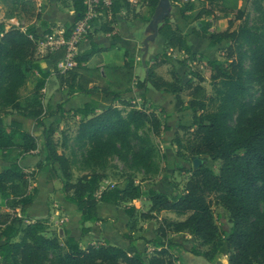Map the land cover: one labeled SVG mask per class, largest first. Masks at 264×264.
I'll return each mask as SVG.
<instances>
[{
  "label": "trees",
  "instance_id": "trees-1",
  "mask_svg": "<svg viewBox=\"0 0 264 264\" xmlns=\"http://www.w3.org/2000/svg\"><path fill=\"white\" fill-rule=\"evenodd\" d=\"M0 1L6 20L32 24L25 29L21 24L11 25L7 30L0 25V160L14 157L7 166L0 167V264H187L173 255L177 245L174 240L162 241L168 232L195 239L197 244L189 252L209 264L222 257H226L227 264H264V0H247L254 15L251 21L250 12L216 5L217 0H171L179 6L184 20L195 10L196 1L205 3L195 19L206 21L191 27L190 35L208 41L210 48L229 41L225 61L213 59L206 63L211 94L200 85L203 79L198 74L194 76L199 83L187 81L185 85L175 72L171 74L172 81L157 75L156 70L169 61L167 50L195 58L186 35L166 16L157 30L165 49L150 65L145 64L146 78L131 87L134 62L124 53L123 66L108 67L106 86L99 69L86 67L102 48L90 41L89 50L75 57L76 66L60 73L57 65L64 59L63 48L38 56V44L52 34V28L41 21L35 0ZM70 1L74 21L65 27L64 39L69 38L85 12L83 0ZM159 1L144 0L152 13ZM131 6L127 0H112L110 19L99 30L112 33V20ZM218 12L234 17L227 21L225 30L210 32L212 18ZM35 22L45 29L41 35L33 26ZM235 22L239 25L231 31ZM43 61L51 63L50 71L43 70ZM51 75L69 93L89 98V102L68 111L78 120L74 146L80 152V162L73 151L69 157L65 155L66 137L61 142L55 139L59 122L67 115L63 103L54 108L42 104V91ZM29 81L34 87L22 96ZM149 87L173 96L176 107L185 105L191 112L190 126H179L183 133H175L172 138L176 156L189 158L191 163L194 158L206 156L218 163L217 172L204 165L191 170L181 166L190 175L177 195L168 196L154 189L144 192L133 177H128L123 187L101 189L113 159L145 177L158 172L157 147L146 131L158 137L168 129L167 125L163 126L155 113L136 109L131 98L125 99L134 88L144 94ZM185 90H189L186 103L180 98ZM100 105L104 108L99 109ZM52 118L56 119L45 126L44 120ZM26 121L42 129L43 139V161L29 173L18 163L37 149L36 137L24 129ZM77 164L84 174L73 181L72 168ZM41 171L47 183L60 182L65 201L77 208L81 226L86 222L102 223L97 207L104 203L122 210L130 221L127 226L131 232L137 220L136 205L131 204L141 197L147 199L149 207L139 213L140 221L156 220L161 212L184 219L160 220L162 240H146L154 247L150 255L129 254L108 242L82 247L74 237L48 236L46 220L31 221L26 216L37 197L35 182ZM213 205L228 213V231H220L216 225ZM86 232L88 229L83 227L82 234ZM123 239L135 248L136 239L129 234H124Z\"/></svg>",
  "mask_w": 264,
  "mask_h": 264
},
{
  "label": "rangeland",
  "instance_id": "rangeland-1",
  "mask_svg": "<svg viewBox=\"0 0 264 264\" xmlns=\"http://www.w3.org/2000/svg\"><path fill=\"white\" fill-rule=\"evenodd\" d=\"M171 0H161L160 8H165L163 15L168 17L170 22L175 24L177 21L181 32L182 31H191V27H196L200 21L205 20L206 18H202L200 20H196L195 16L200 10L202 6H205V3L202 1H196L195 4V10L188 14L189 18L187 20H184L179 15V6L175 4L174 2H170ZM186 1V0H183ZM1 3V2H0ZM138 9H140L139 15L145 11L146 5L143 3V1H139L137 4ZM215 5V4H214ZM216 5H223L226 8H236L240 10H245L250 12L249 14V20L251 21L254 17V15L249 10V5L247 3V0H217ZM4 7V6H3ZM136 7V6H135ZM159 8V9H160ZM5 9V8H4ZM165 11L168 12V16L165 15ZM104 16V15H103ZM99 17V24L101 25L105 20L104 17ZM215 18H212L211 21V28L209 29L210 32H218L225 30L227 28V21L231 18L233 19V15H228V17H225L222 13H216ZM107 18V17H106ZM107 20V19H106ZM211 20V19H210ZM175 21V22H174ZM163 24V20L161 25ZM237 25H239V22H235L233 27L231 28V31L234 30ZM152 26V25H151ZM148 34L150 33L149 30H151V27H147ZM99 32V30H97ZM100 33H97L96 31L90 35L88 34L86 37L85 42H81L78 47L79 48H85L87 43L91 39L98 40V37H101ZM159 36L160 41V49L159 51H163L165 48L161 49V45L163 43L164 47V40L163 38ZM158 41V38L155 39ZM155 40H149L147 42V64H151L154 61V58L156 55H159L161 52L157 53L155 56H153L152 49L155 48ZM189 46L191 48V51L195 53L194 60L186 58V56L183 53H179L175 50L169 51L168 63L164 64L160 68L156 70L157 75H159L161 78H163L166 81H172L171 74L172 72L177 73L182 81V85H185L187 81H192L193 84L199 83V80L197 77L194 76V74H198L200 77H202L203 81L200 83L202 87L205 88L208 94H211V87L209 82V71L206 67V63L209 60L217 59L220 61H225V52L226 48L229 45V41H223L220 45L210 48L208 46V41L201 40L193 35L189 36ZM83 45V47H82ZM83 48V49H84ZM144 50V49H143ZM140 49V54L143 51ZM81 53V52H78ZM126 53V52H124ZM123 53V54H124ZM45 52H38V56L44 55ZM150 61V62H149ZM149 64V65H150ZM96 63L93 64V67H95ZM110 66H100L99 68H103L104 72V79L103 81L104 85L108 86V76L106 75L107 71H109ZM141 68V74L144 76L146 74L144 65H140ZM99 68H93V69H99ZM145 71V72H144ZM101 78L102 75L100 74ZM54 81V80H53ZM135 77H133L131 87H135ZM34 83L32 81H29L27 83L26 88L22 91V96L28 95V93L32 90ZM53 82L48 83L47 85V94H51L53 91ZM59 85V84H58ZM111 87V86H110ZM112 88V87H111ZM135 89V88H134ZM143 92H139L136 89L134 90V93H132L130 96H126L125 99L131 98L132 105L136 107V109L143 110L147 113H155L157 117L159 118L161 124L167 125L168 129L162 130L161 134L158 137H154L150 131H146L148 135L151 137L152 142L157 147V166H158V172L154 176L145 177L141 173H132L131 171L127 170V168L117 159H113L110 161L109 166L107 167L105 171V180L101 184V189L118 186L123 187L125 185V181L128 177H133L140 185L142 190L146 192L148 189H154L160 193L166 194L168 196L170 195H177L180 194L184 188V185L186 181L189 178V173H186L185 171L181 170L180 167H185L187 170L193 169L191 160L189 158H179L177 161L179 163H174L169 158L166 160L164 158V153L166 149H170L169 151L171 156H176V147L172 143V138L175 135V133H179L180 135L183 133V131L180 130L179 126L189 127L191 124V112L187 110V107L183 105L181 108L176 107L175 99L173 96L169 94H164L157 92L153 90L152 88H148V91L144 94ZM189 90H185L181 93L180 98L181 100L186 103L189 100L188 96ZM144 95V96H142ZM135 96V98H132ZM58 99H51L47 100L42 96V104L44 107L50 106L51 108H54L57 105ZM64 120H60L59 122V129L58 132L55 135V139L58 142H61L63 137H66L68 140V149L64 151L65 155L68 157L70 156L71 152L73 151L75 153V157L77 158V162H80V152L76 150L74 146V137L76 135L77 127H78V120L72 116L70 112L67 111V115H65ZM56 118L52 119H45L44 124L45 126H48L52 121H54ZM58 119V118H57ZM8 120V119H7ZM24 129L29 131L32 135L36 137V144H41V128H38L35 126V124L32 121H26L24 125ZM43 143V139H42ZM61 151V150H59ZM37 156L39 154H36ZM177 157V156H176ZM31 159V158H30ZM12 160H14L13 156H8L6 160H0V167L7 166ZM201 163L199 165H204L211 169L213 172H217L218 169V163L210 161V159L206 156L200 158ZM19 162V161H18ZM38 162H35L32 166L27 167L26 173H29L36 169V164ZM80 165H75L72 168V176L73 181L81 177L84 172L80 170ZM46 181V174L44 171H41L38 173L35 184L38 188V195L33 203V205L27 210L26 214L32 217H42L44 212L46 211V206H52L53 204H59L63 203L61 198L60 200L57 199L56 194L59 196H63L61 189L60 182L53 183L55 187L57 188L56 191H54L53 194H48L47 189V183ZM60 190V192H59ZM136 205V224L134 225V230L131 232L129 231L128 226H126V232L133 238H135L136 242H138V247L136 248V251L139 254H145L150 255L153 252L154 247L151 245L149 247L146 246L147 242L146 240H162L159 237V231L158 228L160 227V220L166 219L170 221H181L184 218L176 217L174 214L167 213V212H161L157 215V219L153 221H140L138 216L141 212H146L149 207V202L145 197H141L136 202L132 203L131 205ZM263 207V206H262ZM118 209L116 206L112 204H103L101 203L98 208V213L101 217H105L104 212H108L106 218H112L116 217L118 213ZM104 211V212H103ZM119 211L122 212L121 209ZM26 215V216H27ZM213 215L216 220V225L219 227L220 231H228L230 228V222L228 218V213L220 206L213 205ZM104 222V221H103ZM130 224V221L128 220L127 225ZM58 226H61L58 224ZM106 226V225H105ZM104 226V227H105ZM46 235L48 236H57L58 230L57 227L54 226H48V230ZM61 241L63 239L59 238ZM174 240L177 245L174 246L173 255L177 258H180L183 260L184 263L187 264H209L207 263L203 258L193 256L189 251L191 247L195 246L197 244V241L191 237H189L186 234H174L172 232H168V235L166 239L162 240L167 243V241ZM126 241V240H125ZM123 242L116 243V246L119 248H122ZM127 243V241H126ZM125 245V251L129 254L137 253L133 248H130ZM150 245V244H149ZM134 248V249H135ZM178 264V263H177ZM215 264H227L226 257H222L218 259Z\"/></svg>",
  "mask_w": 264,
  "mask_h": 264
},
{
  "label": "crops",
  "instance_id": "crops-1",
  "mask_svg": "<svg viewBox=\"0 0 264 264\" xmlns=\"http://www.w3.org/2000/svg\"><path fill=\"white\" fill-rule=\"evenodd\" d=\"M139 1H143V3L146 5L147 8L140 15H139L140 9H138L137 5H135ZM35 2L41 21H44L48 26H51L52 34L63 33V37H64L65 27L67 25L72 24L74 21V12L73 9L71 8V1L70 0H35ZM130 3L132 6L128 11L122 10L112 20V27H113L112 33H103L101 30H99L101 25H98L97 30H99V32L97 30L95 31L97 33H100V35L102 36L98 37L99 38L98 40L91 39L90 41L97 44V46L102 48L103 51L101 53L95 54L86 64V67L89 69L99 68L100 66H110V65L115 68L121 67L123 66L126 60L123 54L124 52H126L128 57L131 58L134 62L135 81H142L146 78V74L142 76L139 63L140 65L141 64L144 65L145 68V64H147L148 62L147 42L149 40L152 39L155 40L158 38V41L155 40V48L152 49L153 56H155L157 53L162 51L161 50L158 52V50L160 49L159 44L161 42L160 41L161 39H159L157 30L161 26L162 18L164 17L163 12L165 8L162 9L160 8L161 0L159 1L156 10L153 13L147 7V4L146 2H144V0H131ZM4 13H5V9L2 3H0V25L1 24L4 25L5 30H7L8 27L11 25L21 24L22 26H24V29L27 26L32 25L31 23H24L23 21L19 22L16 19L6 20L4 18ZM165 13H166L165 15L168 14L167 11H165ZM106 19L109 20L110 18L104 17V20ZM175 24L179 27L177 21L175 22ZM33 26L35 27L39 35H41L45 30L43 27L40 26V22H35ZM147 27H151V30H149L150 32L149 34ZM182 33L186 35V39L189 44L190 32L186 30V31H182ZM89 42L87 43L85 48L82 45L84 49L78 47V52L89 50L90 48ZM161 47H162L161 49L164 48L163 43ZM140 49L142 50L144 49L141 54H140ZM95 63L96 65L95 67H93V64ZM41 65L43 70L46 71L51 70V63L49 61L41 62ZM99 71L102 75V80H103L104 79L103 68H99ZM50 82H53L54 84L53 91L51 94H47V85ZM42 93H43V97L47 100L57 98L58 99L57 104L63 103V108L66 111L79 108L83 104L89 102V98L86 97L85 95L78 93H69L67 89L61 88L58 85V81L54 78L53 75H51L47 79L45 88L43 89ZM132 98H135V96H133ZM102 108H104V106L100 105L99 109ZM40 139H41V144L37 145V149L32 154L23 156V158H21L18 162L19 165L23 167L25 172L28 171L27 167L32 166L35 162L43 161V147H42L43 143H42V138ZM170 150L171 148L169 150L166 149L163 155L164 158L166 160L170 158L172 162L179 163V161H177L179 157L171 156L169 152ZM36 154L39 155L37 156ZM47 189H48L47 192L48 194H53L54 191L57 190L54 184H49V183H47ZM59 189H61V187ZM56 197L59 200L61 198L63 203H59L58 205L53 204L52 206L49 207L46 206V211L44 212L42 217L39 218L32 217L26 214L27 218L30 219L31 221L43 220V219L46 220L48 226L57 227L58 235L74 237L80 242V245L82 247H86L87 245L90 244L104 243V242H108L110 245H114V246H116V243L123 242L122 249L124 250H125L124 244H127V246L129 247L128 242L126 243V241L123 239V235L127 234L126 226L128 223V218L123 212L119 211V209L116 217L106 218L108 212L106 213L104 211L103 212L105 217H101L100 214L98 213V208L101 204L99 203L97 207V215L104 222L102 223L86 222L83 226H81L79 222V214L77 213L76 206L66 202L64 196H61V194H59V196L56 194ZM58 224L61 226H58ZM83 227L88 229V232H86L85 234H82ZM137 245L138 242L135 241L136 248L138 247ZM151 245L152 244L150 245L146 244L147 247ZM136 248L133 249L135 250V252H137Z\"/></svg>",
  "mask_w": 264,
  "mask_h": 264
},
{
  "label": "built area",
  "instance_id": "built-area-1",
  "mask_svg": "<svg viewBox=\"0 0 264 264\" xmlns=\"http://www.w3.org/2000/svg\"><path fill=\"white\" fill-rule=\"evenodd\" d=\"M131 2V0H127ZM84 15L72 29L68 39H64L63 33L46 35L38 44V52H54L63 48L64 59L58 63L60 73L71 70L76 66L75 57L78 55V45L86 41L88 34L92 35L98 29L99 17L110 18L112 0H83ZM17 26V25H14Z\"/></svg>",
  "mask_w": 264,
  "mask_h": 264
},
{
  "label": "water",
  "instance_id": "water-1",
  "mask_svg": "<svg viewBox=\"0 0 264 264\" xmlns=\"http://www.w3.org/2000/svg\"><path fill=\"white\" fill-rule=\"evenodd\" d=\"M192 161H193L192 162L193 168H197L199 164L201 163V160L199 158H194Z\"/></svg>",
  "mask_w": 264,
  "mask_h": 264
}]
</instances>
